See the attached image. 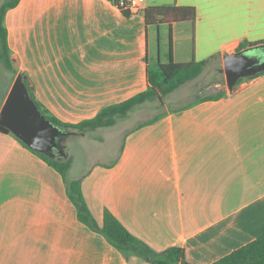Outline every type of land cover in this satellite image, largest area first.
<instances>
[{
	"label": "crops",
	"instance_id": "1",
	"mask_svg": "<svg viewBox=\"0 0 264 264\" xmlns=\"http://www.w3.org/2000/svg\"><path fill=\"white\" fill-rule=\"evenodd\" d=\"M172 5L193 7L194 25H145V9ZM3 24L16 74L49 116L75 125L144 92L146 68L167 64L170 47L177 64L217 57L172 99L215 65L220 75L226 54L264 41V0H145L127 17L113 0H20ZM203 88L224 94L196 96L141 128L148 120L125 122L142 106L70 134L103 158L76 177L97 224L107 210L153 250L181 248L189 264H212L264 233V74L232 91L220 78ZM0 264L149 263L78 222L61 176L0 132Z\"/></svg>",
	"mask_w": 264,
	"mask_h": 264
},
{
	"label": "trees",
	"instance_id": "2",
	"mask_svg": "<svg viewBox=\"0 0 264 264\" xmlns=\"http://www.w3.org/2000/svg\"><path fill=\"white\" fill-rule=\"evenodd\" d=\"M19 1L20 0H4L0 5V63L7 70L11 71L13 78H15L17 74L11 64L10 52L7 46L6 30L3 22L5 13L9 9L16 7ZM114 2L117 3V0H114ZM120 10L126 17L130 15L127 11ZM195 19V9L188 6H155L148 7L144 11V21L146 26L159 27L161 25H168L171 27L173 24L185 22L194 25ZM262 44H264V41L255 44L242 43L240 44L238 51ZM215 59H217V57L202 62L192 61L186 64H177L172 59L170 47L169 61L167 64L157 63L146 68L147 88L144 92L119 104L103 108L94 118L75 125L61 123L55 118L49 116L36 102L33 93L29 89L28 92L35 104L52 124L58 126L69 134H85L100 128L113 126L118 120L129 117L136 108L145 103L158 102L162 105L163 99L166 96L180 88L182 85L198 78L209 62ZM258 74H264V71L255 75ZM243 80L244 79H239L235 86ZM223 94L224 92L213 96H206L201 100H215L222 97ZM163 115L164 114H158L152 119L139 124L137 128L153 124L160 120ZM16 140L18 139L16 138ZM18 142L27 148L21 141L18 140ZM61 148L67 155L65 148ZM30 151L61 176L65 186L66 195L76 210L78 222L85 225L91 231L103 236L105 240L125 259L136 257L149 264H189L186 261L181 248L170 247L160 252L153 250L148 244L133 236L122 225V223L107 210L103 213L102 224L98 225L83 197L81 180H71L68 178V170L70 169L71 160L69 158L65 161L56 160L41 153L32 150ZM212 264H264V233Z\"/></svg>",
	"mask_w": 264,
	"mask_h": 264
},
{
	"label": "water",
	"instance_id": "3",
	"mask_svg": "<svg viewBox=\"0 0 264 264\" xmlns=\"http://www.w3.org/2000/svg\"><path fill=\"white\" fill-rule=\"evenodd\" d=\"M226 87L232 91L239 79L264 71V44L226 54L222 60ZM0 132L12 134L28 149L52 159L66 156L60 140L70 135L52 124L30 97L21 75H17L0 109Z\"/></svg>",
	"mask_w": 264,
	"mask_h": 264
},
{
	"label": "rangeland",
	"instance_id": "4",
	"mask_svg": "<svg viewBox=\"0 0 264 264\" xmlns=\"http://www.w3.org/2000/svg\"><path fill=\"white\" fill-rule=\"evenodd\" d=\"M4 0H0V5ZM218 65H215L211 69L208 75L204 76L203 79H200L198 83H193L194 85H187V90L183 91L182 99H172V97L166 96L163 99V104L160 105L158 102L145 103L139 109H136L128 119L126 123L135 122L139 123L142 121L149 120L154 116L161 114L166 109H173L192 101L196 96L206 97L208 95L214 94L217 92L214 88L204 89L205 84L211 83L212 79L220 78L221 85L226 88V81L224 74L221 73L218 75ZM11 80V71L7 70L0 63V92L9 85ZM202 88V89H201ZM201 89V90H199ZM60 146L65 148L67 153L66 156L61 158V161H65L67 158L71 160L70 169L68 170V178L75 180L80 174L88 170L96 160H103L102 157L97 153H90V149L87 147L85 139L81 136L69 135L60 140ZM77 177V178H76Z\"/></svg>",
	"mask_w": 264,
	"mask_h": 264
},
{
	"label": "built area",
	"instance_id": "5",
	"mask_svg": "<svg viewBox=\"0 0 264 264\" xmlns=\"http://www.w3.org/2000/svg\"><path fill=\"white\" fill-rule=\"evenodd\" d=\"M144 1L145 0H117L116 5L129 14H137L144 9Z\"/></svg>",
	"mask_w": 264,
	"mask_h": 264
}]
</instances>
